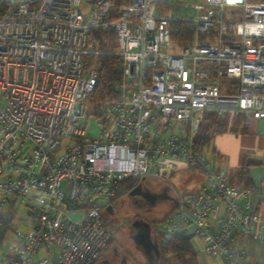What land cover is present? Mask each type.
Returning <instances> with one entry per match:
<instances>
[{
    "label": "built area",
    "instance_id": "obj_1",
    "mask_svg": "<svg viewBox=\"0 0 264 264\" xmlns=\"http://www.w3.org/2000/svg\"><path fill=\"white\" fill-rule=\"evenodd\" d=\"M176 1L0 0V264H94L113 235L105 210L143 179L185 172L195 186L159 235H195L197 255L225 264L237 236L264 244V191L198 148L205 117L264 121V0L195 1L187 18ZM177 19L194 26L183 45ZM113 51L119 94L91 101L87 60Z\"/></svg>",
    "mask_w": 264,
    "mask_h": 264
},
{
    "label": "crops",
    "instance_id": "obj_2",
    "mask_svg": "<svg viewBox=\"0 0 264 264\" xmlns=\"http://www.w3.org/2000/svg\"><path fill=\"white\" fill-rule=\"evenodd\" d=\"M237 118L238 122L233 132L215 134L214 151L218 162L212 163L217 168L228 169L234 183L241 184L244 180L264 191V121ZM243 170L246 177L242 175ZM194 180L192 182L195 184ZM199 240L201 242L199 250L194 248L197 251L204 247L202 239ZM234 249L237 264H264V244L249 237L237 236L234 240ZM197 259L199 264H225L218 257L204 254H198ZM138 264H146L143 253Z\"/></svg>",
    "mask_w": 264,
    "mask_h": 264
},
{
    "label": "trees",
    "instance_id": "obj_3",
    "mask_svg": "<svg viewBox=\"0 0 264 264\" xmlns=\"http://www.w3.org/2000/svg\"><path fill=\"white\" fill-rule=\"evenodd\" d=\"M193 34L194 26L191 22L181 19H177L173 22L172 39L178 45H183L189 42L192 39ZM87 65L96 68L99 77L95 91L91 96V100L105 101L116 98L119 94L122 81V60L120 56L113 51L108 55L98 58H90L87 60ZM237 122L238 118L234 116L225 117L222 121L215 116L205 117L198 133V148L203 150L209 146L213 139V129H216L217 134L233 132ZM207 124L209 127L206 126ZM242 175L246 177L244 170ZM241 185L249 186L250 184L242 180ZM172 211L173 209L163 219L158 221L157 224L165 222ZM108 222L112 227L113 235L103 256L109 250L110 245L114 240V225L109 220ZM157 235L161 252L159 264H199L196 250L191 242L192 235L177 233L169 239H164L158 233ZM97 262L94 264H97Z\"/></svg>",
    "mask_w": 264,
    "mask_h": 264
},
{
    "label": "flooded vegetation",
    "instance_id": "obj_4",
    "mask_svg": "<svg viewBox=\"0 0 264 264\" xmlns=\"http://www.w3.org/2000/svg\"><path fill=\"white\" fill-rule=\"evenodd\" d=\"M152 185H157L159 188ZM177 204L178 193L175 190L150 179H144L134 189L121 195L111 205L112 208L106 219L115 227L125 230V241L115 250L114 259L106 261L105 264H138L142 248L134 239L141 238L146 232L148 229L146 224L158 237L156 228L157 222L161 219H148L147 214L154 209H161L166 216ZM131 209L135 211L134 216L131 215ZM135 222L136 224L133 225Z\"/></svg>",
    "mask_w": 264,
    "mask_h": 264
},
{
    "label": "rangeland",
    "instance_id": "obj_5",
    "mask_svg": "<svg viewBox=\"0 0 264 264\" xmlns=\"http://www.w3.org/2000/svg\"><path fill=\"white\" fill-rule=\"evenodd\" d=\"M195 1H199V2H202L203 0H177L176 3H175V9H174V14L178 17H191V10H190V6L192 3H194ZM253 1H256V0H253ZM81 12L84 13L85 15H87V11H88V7L85 6V4L83 3L81 8H80ZM189 15V16H188ZM93 101V100H91ZM95 101V100H94ZM89 108L91 109V106H89ZM223 119H220V121H222ZM206 126L209 127V125L207 124ZM88 134L90 137H93V138H96L99 136L100 134V128L98 127V124H97V119L96 118H91L90 121H89V124H88ZM215 134H216V129H213V139L211 141V143L209 144L208 147L205 148L204 150V153H205V156L212 162H218V158L215 154V148H214V141H215ZM192 177V178H191ZM194 180V177L188 173V172H185V173H181L177 176H175L173 178V184L172 185H165V184H162L164 186H167V187H171L172 189H174L176 192H180V191H188L189 189L193 188V186L195 185L192 181ZM152 186H155V185H152ZM157 188H159V186H155ZM1 197H2V194L0 192V200H1ZM17 217L18 219H25L28 217L27 213H26V210H24L22 208V205L18 204L17 206ZM132 213V214H131ZM131 215L134 216V213L135 211L131 209ZM129 214V215H130ZM165 212L161 209L159 210H156L154 209L151 213L147 214V218L148 219H163L165 217ZM174 222L177 223L179 226L181 227H184L185 226V223L180 220L178 217H176L174 219ZM20 229H24V225L21 226L19 225ZM166 228L168 227V224L166 222H163V223H159L158 224V228ZM114 240L112 242V244L110 245V248L109 250L105 253V255L99 260V262L97 264H105L106 261H111L114 259L115 257V250L117 248H119L123 242L125 241V230H123L121 227L118 228V227H115L114 226ZM192 231H189V233H191ZM192 235V234H191ZM192 241V245L194 246V248H196L197 250H199V247L201 246V242L199 240V238L197 236L194 235V237H192L191 239Z\"/></svg>",
    "mask_w": 264,
    "mask_h": 264
},
{
    "label": "water",
    "instance_id": "obj_6",
    "mask_svg": "<svg viewBox=\"0 0 264 264\" xmlns=\"http://www.w3.org/2000/svg\"><path fill=\"white\" fill-rule=\"evenodd\" d=\"M143 180H141V182ZM111 208L112 207L110 206L105 210V216H107ZM135 224L136 222L133 223V225ZM146 228L148 229L146 230V232L143 233L141 238H136L134 240L139 245V247L142 248V253L146 258V264H159L161 252L158 237L148 224H146Z\"/></svg>",
    "mask_w": 264,
    "mask_h": 264
}]
</instances>
